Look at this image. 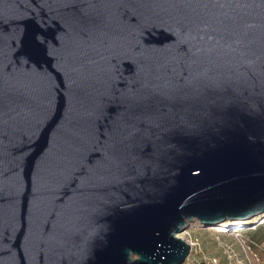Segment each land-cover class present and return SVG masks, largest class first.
<instances>
[{
	"label": "water",
	"instance_id": "95a60500",
	"mask_svg": "<svg viewBox=\"0 0 264 264\" xmlns=\"http://www.w3.org/2000/svg\"><path fill=\"white\" fill-rule=\"evenodd\" d=\"M261 214L264 0H0V264H184Z\"/></svg>",
	"mask_w": 264,
	"mask_h": 264
},
{
	"label": "rangeland",
	"instance_id": "374dc122",
	"mask_svg": "<svg viewBox=\"0 0 264 264\" xmlns=\"http://www.w3.org/2000/svg\"><path fill=\"white\" fill-rule=\"evenodd\" d=\"M245 221L247 224L239 230L229 228L226 232L219 226L192 224L182 234L193 243L184 264H264V242L254 238L258 228L264 227V214Z\"/></svg>",
	"mask_w": 264,
	"mask_h": 264
},
{
	"label": "trees",
	"instance_id": "16d2710c",
	"mask_svg": "<svg viewBox=\"0 0 264 264\" xmlns=\"http://www.w3.org/2000/svg\"><path fill=\"white\" fill-rule=\"evenodd\" d=\"M254 238L258 239L260 243L264 242V227L258 228L254 233Z\"/></svg>",
	"mask_w": 264,
	"mask_h": 264
},
{
	"label": "bare ground",
	"instance_id": "6f19581e",
	"mask_svg": "<svg viewBox=\"0 0 264 264\" xmlns=\"http://www.w3.org/2000/svg\"><path fill=\"white\" fill-rule=\"evenodd\" d=\"M243 224V226L245 225V224H247V222L246 221H236V222H234V223H229V222H225V223H223V224H221L219 227H221V229H222V227H225V228H228V227H231V225H236V224Z\"/></svg>",
	"mask_w": 264,
	"mask_h": 264
},
{
	"label": "built area",
	"instance_id": "2783aa9c",
	"mask_svg": "<svg viewBox=\"0 0 264 264\" xmlns=\"http://www.w3.org/2000/svg\"><path fill=\"white\" fill-rule=\"evenodd\" d=\"M189 243H192V242L189 240ZM191 247H193V243L191 244Z\"/></svg>",
	"mask_w": 264,
	"mask_h": 264
}]
</instances>
